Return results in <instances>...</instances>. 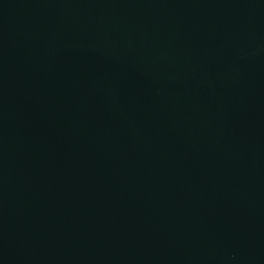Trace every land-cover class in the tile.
<instances>
[{"label": "water", "instance_id": "water-1", "mask_svg": "<svg viewBox=\"0 0 264 264\" xmlns=\"http://www.w3.org/2000/svg\"><path fill=\"white\" fill-rule=\"evenodd\" d=\"M0 264H264V0H0Z\"/></svg>", "mask_w": 264, "mask_h": 264}]
</instances>
